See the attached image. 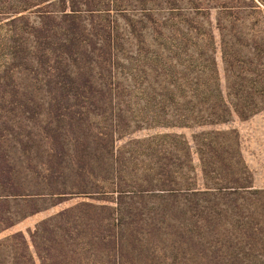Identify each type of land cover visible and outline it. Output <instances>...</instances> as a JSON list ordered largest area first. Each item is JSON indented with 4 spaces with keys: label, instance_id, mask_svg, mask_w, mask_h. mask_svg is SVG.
Wrapping results in <instances>:
<instances>
[{
    "label": "trees",
    "instance_id": "1",
    "mask_svg": "<svg viewBox=\"0 0 264 264\" xmlns=\"http://www.w3.org/2000/svg\"><path fill=\"white\" fill-rule=\"evenodd\" d=\"M263 108L264 0H0V232L97 196L0 264H264V188L210 128Z\"/></svg>",
    "mask_w": 264,
    "mask_h": 264
},
{
    "label": "rangeland",
    "instance_id": "2",
    "mask_svg": "<svg viewBox=\"0 0 264 264\" xmlns=\"http://www.w3.org/2000/svg\"><path fill=\"white\" fill-rule=\"evenodd\" d=\"M219 65L221 68L222 64L220 63V61ZM210 128L224 130L234 129L237 131L240 139L239 145L241 146L243 157L253 175V185L257 188H264V108L245 120H241L238 117H234L231 121L227 123L223 122V124L210 126ZM155 130L156 129L149 130L146 128L138 130L129 135L128 137L120 139V143L128 138L144 137L150 133H154ZM172 131L182 132L186 134L189 139H191V134L194 132L193 129L189 128H179ZM33 163L35 164L36 162ZM82 199L94 202L97 201V196L91 194H87L84 197L79 196L77 194L67 195L66 197H64L61 203H58L54 206H50L47 209H41L38 212L29 215L22 220H19L11 228L0 232V238L16 231H23L25 234H27L28 229L34 228L35 224H37L42 219L47 218L64 208L70 207L76 202L81 201ZM50 202L53 203V201ZM47 204H49V202H44L38 205V207L41 205L46 206Z\"/></svg>",
    "mask_w": 264,
    "mask_h": 264
}]
</instances>
